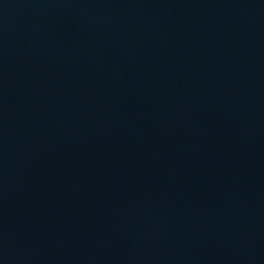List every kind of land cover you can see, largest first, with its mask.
Listing matches in <instances>:
<instances>
[{
	"label": "water",
	"instance_id": "95a60500",
	"mask_svg": "<svg viewBox=\"0 0 264 264\" xmlns=\"http://www.w3.org/2000/svg\"><path fill=\"white\" fill-rule=\"evenodd\" d=\"M0 264H264V0H0Z\"/></svg>",
	"mask_w": 264,
	"mask_h": 264
}]
</instances>
